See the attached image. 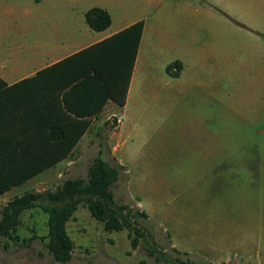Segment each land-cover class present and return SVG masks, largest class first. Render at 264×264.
I'll return each instance as SVG.
<instances>
[{
    "label": "rangeland",
    "instance_id": "rangeland-1",
    "mask_svg": "<svg viewBox=\"0 0 264 264\" xmlns=\"http://www.w3.org/2000/svg\"><path fill=\"white\" fill-rule=\"evenodd\" d=\"M100 1L105 0L90 3ZM123 5L116 18L126 11L131 15L132 0ZM259 8L258 0H155L145 12L152 21L143 55L152 57L156 92L140 97L151 105L136 116L140 130L134 133L135 126L125 123L117 156H125L128 171L112 192L119 204L148 214L149 219L137 215L136 220L154 241L141 239L133 250L129 231L106 232L81 207L67 224L74 242L67 264H180L177 259L213 264L205 259L218 256L237 264L238 254L250 257L248 264H264V20ZM176 61L184 65L178 78L167 72ZM99 142L111 161L106 135ZM99 142L74 170L53 174L39 192L56 190L70 178L86 179ZM116 143L110 142L111 150ZM5 205L0 201V211ZM47 221L40 208L25 211L12 238L0 237V264H62L47 248ZM170 240L195 255L178 253ZM151 248L163 251L168 261L150 256Z\"/></svg>",
    "mask_w": 264,
    "mask_h": 264
},
{
    "label": "crops",
    "instance_id": "crops-1",
    "mask_svg": "<svg viewBox=\"0 0 264 264\" xmlns=\"http://www.w3.org/2000/svg\"><path fill=\"white\" fill-rule=\"evenodd\" d=\"M142 1L143 5L140 4V0H132L131 15L126 11L125 14L118 13L119 17L116 18L113 14L124 9L123 0H105L95 4H91L90 0H0V85L1 82L6 85L0 89V103L8 110L2 118L3 124L12 130L11 138L62 139L63 134L58 129H53L54 127L70 129L77 122L91 120L89 129L67 158L23 185L0 194V201L7 204L26 192H39L53 174L61 175L74 170L94 142L100 141L102 133L106 135L111 161L127 167L125 156H117L126 132L125 123L135 126L134 133L139 131L140 123L136 118L138 112L141 111L143 114L145 110L151 109L150 103L140 101V97L144 96V92L146 94L156 92L152 91L156 90L152 57L143 55L147 30L152 21L151 17L145 18L144 14L146 11L149 12L155 0ZM258 3L261 18L264 20V0H258ZM95 7L107 11L111 17V25L105 30L95 31L86 21V13ZM141 20H144V29L125 105L120 106L116 101L109 99L100 113L84 118L76 117L69 111L65 112L62 98L70 90V87L65 89L70 73L55 66ZM183 71L184 65L176 78L182 76ZM69 99L72 106L86 111L99 105L98 99H86L79 91L74 92ZM28 108L35 111L34 118H28L26 111ZM111 119H115L116 123H111ZM143 122L147 120L144 119ZM64 136L67 139L74 138L73 132ZM111 141L117 142L112 150ZM98 144L100 152L102 147L100 142ZM103 158L107 160L104 152ZM25 185L28 186L22 189V194L18 193L17 188ZM170 241L171 247L178 252L187 253L189 256L195 255L190 251L180 250L175 241ZM238 258L240 262L237 264H248L251 260L250 257L244 255L241 257L240 254ZM205 260L213 264L231 262L220 256Z\"/></svg>",
    "mask_w": 264,
    "mask_h": 264
},
{
    "label": "trees",
    "instance_id": "trees-1",
    "mask_svg": "<svg viewBox=\"0 0 264 264\" xmlns=\"http://www.w3.org/2000/svg\"><path fill=\"white\" fill-rule=\"evenodd\" d=\"M86 21L95 31L105 30L111 25L109 13L98 7L86 13ZM143 29L144 20L138 21L55 66L70 73L65 86V89L70 87V90L62 98L65 112L84 118L100 113L109 99L120 106L125 105ZM182 69L181 62H174L167 67V72L177 77ZM3 87L6 85L1 82L0 89ZM76 91L86 99H98L99 105L89 111L72 106L69 98ZM26 111L28 118H34V110L28 108ZM7 112L0 103V194L23 185L67 158L91 125L88 119L77 122L70 129L54 127L63 134L62 139L11 138L12 130L3 124L2 118ZM69 132H73L74 138H65L64 135ZM125 175V168L114 161L105 160L101 150L89 168L86 179L70 178L56 190L26 192L9 201L0 211V237L11 239L18 231L23 213L40 208L48 215L47 248L56 262L67 264L72 260L74 250L67 223L73 219L79 207H84L102 223L106 232L129 231L131 247L136 250L141 239L146 243L149 242L148 237L152 241L154 239L136 220L137 215L149 219L148 215L131 205L119 204L114 197L112 187ZM149 254H157V261H168L166 254L157 248L149 249ZM183 255L189 256L187 253ZM177 261L180 264H193L189 260Z\"/></svg>",
    "mask_w": 264,
    "mask_h": 264
}]
</instances>
